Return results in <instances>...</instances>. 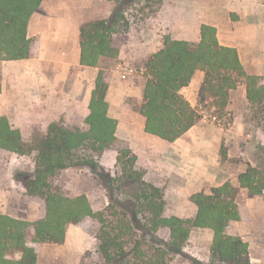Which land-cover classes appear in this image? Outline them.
Returning a JSON list of instances; mask_svg holds the SVG:
<instances>
[{
	"label": "trees",
	"instance_id": "1",
	"mask_svg": "<svg viewBox=\"0 0 264 264\" xmlns=\"http://www.w3.org/2000/svg\"><path fill=\"white\" fill-rule=\"evenodd\" d=\"M42 1L0 0V61L34 56L35 43L28 38L27 27ZM105 1L120 5L107 20L81 26L82 66L98 67L101 59L115 55L112 36L125 20L123 0ZM198 71L204 73L201 94L217 111L226 109L230 91L240 86L245 87L249 104L264 105L263 78L248 74L237 50L221 45L217 29L203 24L198 42L166 36L162 48L148 59L140 107L145 133L173 143L198 123L199 112L180 93ZM105 76V70H100L83 122L86 129L53 122L45 132H34L25 142L20 131L7 118L0 117V150L18 156L37 153L34 173H17L16 180L22 183L27 196L39 198L44 205L43 214L34 222L0 215V264H37L32 244H62L68 226L86 219L99 224L97 249L104 264H169L175 257L185 255L183 244L195 228L213 232L212 261L208 264H251L248 243L229 232L241 221V213L235 202L236 189L228 182L211 188L208 194L190 196L196 207L193 218L164 214V191L146 182L144 174L134 169L135 156L129 155V166L122 167L131 186L129 198L118 201L111 196L110 204L102 211H94L85 195L68 196L53 186L51 180L73 166L80 153L89 152V157L98 158L121 142L116 136L117 122L108 116ZM82 158L85 156L79 159ZM116 161L120 162L119 156ZM87 164L102 171L94 161ZM238 184L251 196H260L264 192V174L249 166L238 175ZM160 232H166L167 237L160 238Z\"/></svg>",
	"mask_w": 264,
	"mask_h": 264
},
{
	"label": "rangeland",
	"instance_id": "2",
	"mask_svg": "<svg viewBox=\"0 0 264 264\" xmlns=\"http://www.w3.org/2000/svg\"><path fill=\"white\" fill-rule=\"evenodd\" d=\"M235 1L168 0L175 9V24L172 30L176 38H183L187 35L186 38L194 40L197 27L202 21L218 20L224 28L220 26L217 38L227 43L228 36L235 31L233 22L240 20L238 13H241L243 21L254 25L253 38H250L252 42L242 44L244 45L243 61L248 63L249 73L258 72L264 81V0H251L249 4H243L244 7L240 11L232 10L236 7ZM163 3L164 0H123L121 7L125 20L119 27L117 37L123 41L137 38L142 29L152 23L151 25H157L158 35L172 38L173 33L164 32L165 29L163 25L160 26L161 23L159 25L156 21H151L153 18L162 17L158 14L162 11ZM254 3L257 5L252 7ZM64 10L61 9L62 12ZM229 18L232 20L230 24ZM236 24L238 25L239 22ZM157 39L160 38L157 36ZM103 63L106 68L105 78L108 86L113 84L114 87L110 101L115 104V110L111 114L141 116L140 107L143 98L139 92L134 94L131 90L138 91L140 83L145 87L146 74L144 73L141 77L140 69L133 66L111 72L109 71L112 66L111 62L107 60ZM255 64L258 65L255 66ZM139 76L141 78H138ZM123 91H126L125 94ZM231 92L228 106L223 112H219L210 99L202 96V88L200 89L197 105L193 108L199 112L201 118L187 134L183 146L188 150L189 159L196 157L200 149L206 153L207 160L215 161L217 156L220 166L212 170L209 176L213 175L216 181L223 182L222 184L228 182L236 189L235 202L241 213V221L229 232L237 234L240 238V233L245 236L251 245L250 261L252 260L253 264H264V192L260 196H251L238 184V175L249 166L264 174V105L249 104L244 86ZM83 122L84 119L71 118L61 123L86 129ZM120 141L119 144L109 147L98 158L89 157L91 154L89 152L80 153L78 159L84 156L85 158L78 160L75 157L76 162L73 166L60 171L51 180L53 186L68 196L85 195L94 211H102L110 204L111 196L118 201H125L129 198L131 186L128 185L129 182L122 167L129 166V155L135 156L134 169L144 174L143 179L146 182L163 189L166 203L164 214L179 218H193L196 207L190 202V196L200 192L208 194L215 186V182L210 183L207 180V186L201 188L194 176L198 171V165L193 166L189 159L184 163L181 162L176 153L173 159L171 147L165 141H151L148 145L143 144L139 147L136 141V144L126 140ZM125 151L129 153L126 154ZM33 154L18 156L0 152V164L4 165V169L0 171V189H5L4 185L14 180L16 188L25 193L22 183L16 180V175L22 172L34 173L37 154ZM2 155L6 157L4 163L1 162ZM118 156L120 157L119 163L116 161ZM168 160H171V165ZM88 161L96 162L102 171L92 168L90 164H87ZM29 199L35 205L36 216L31 220L34 222L43 214L44 205L39 198L30 197ZM8 210L18 211L13 203L8 205ZM98 229L99 224L94 219H86L78 225L68 226L62 244L35 247L37 264H104L97 249ZM209 235L210 229H192L188 240L183 244L185 255L175 257L169 264L210 263L213 237L211 240ZM158 236L166 238L167 234L160 232Z\"/></svg>",
	"mask_w": 264,
	"mask_h": 264
},
{
	"label": "crops",
	"instance_id": "3",
	"mask_svg": "<svg viewBox=\"0 0 264 264\" xmlns=\"http://www.w3.org/2000/svg\"><path fill=\"white\" fill-rule=\"evenodd\" d=\"M247 1L236 0L234 2L236 7L232 10L240 11L244 7L243 4H249L251 0ZM119 4L115 1L105 0H43L38 10L32 15L27 27V36L35 43L34 56L25 60L0 61V117L7 118L10 125L20 131L23 141L28 142L34 132H45L49 124L53 122H62L71 118L85 119L89 113L88 107L95 89L96 78L100 70L106 69L103 62L107 60L111 62L112 66L109 69L111 72L133 66L140 69L141 77L144 76L148 59L162 48L165 38L158 35L159 29L156 24L151 25L152 23L146 25L140 36L134 39L123 41L117 37L119 32L114 34L112 48L115 55L101 59L98 67L80 65L81 26L96 20H107ZM256 5L254 3L252 7ZM61 9L65 10L62 12ZM161 10L158 16L162 17L153 18L151 21L154 20L159 25L161 23L160 26L163 25L164 32H172L171 36L175 40L199 41L200 27L203 24L215 27L217 33L220 26L224 28L221 22L211 19L202 21L197 27L194 40L186 38L187 35H184L183 38H176L175 32L172 30L175 24L174 6L170 5L168 0H164ZM238 14H240V20L233 22L235 31H232L228 36L229 41L227 43L218 41L223 46L235 48L245 71L251 74L248 70V63L243 61L242 49L244 45L242 44L252 42L250 38H253L254 25L251 22L243 21V17H241L243 15ZM231 22L232 20L229 18V24ZM235 22H239V24L237 25ZM236 28H238L237 31ZM157 36L160 39H157ZM257 65L255 64V66ZM251 75L262 76L258 72ZM140 76L138 78H141ZM203 79L204 73L196 72L191 83L180 91L191 107L197 105ZM113 88V84L108 86L106 101L108 116L117 122V138L130 141L132 144L138 142L137 147L143 144L148 145L151 141L164 142L160 138L144 132V117L111 114L115 110V104L110 101ZM144 88V85L142 86L140 83L138 91L131 90V92L134 94L139 92L143 98ZM123 92L125 94L126 91ZM192 129L173 143L165 141L171 147L173 159L174 153H176L181 162L188 161V150L184 148L183 142ZM0 152L10 153L4 150H0ZM36 154L34 152L33 155ZM5 158L2 155L1 162L4 163ZM170 162L171 160H168L169 165H171ZM189 162L193 166L198 165V171L194 176L199 181L198 185L201 188L207 186V180L210 183L215 182L214 187L222 185L223 182H217L213 175L209 176L212 170H216L220 166L217 156L215 161L207 160L206 153L200 149V153L193 159H189ZM2 169H4V165L0 164V171ZM4 187L5 189H0V215L31 222L36 215L35 205L29 199L30 197L16 188L14 180H11L10 183L7 182ZM12 203L18 211L8 210V205ZM209 236L212 240L211 230ZM240 236L244 242L249 243L251 252L250 242L241 233ZM44 245L47 244H32L34 248ZM250 262L253 264L252 260Z\"/></svg>",
	"mask_w": 264,
	"mask_h": 264
}]
</instances>
